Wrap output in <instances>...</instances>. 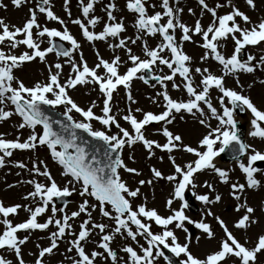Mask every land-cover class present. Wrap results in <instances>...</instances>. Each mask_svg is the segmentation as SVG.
Here are the masks:
<instances>
[{
    "label": "snow or ice",
    "instance_id": "6c2138e0",
    "mask_svg": "<svg viewBox=\"0 0 264 264\" xmlns=\"http://www.w3.org/2000/svg\"><path fill=\"white\" fill-rule=\"evenodd\" d=\"M10 2L14 7L19 8L26 0H10ZM97 2L98 0H79L82 18L72 19L71 23L79 27L83 39L89 43L94 41L107 42L109 38L116 40V43H109L108 47L124 50L126 54V61L124 62L118 55L110 61L103 59L98 52L96 53L98 62L94 67H89L82 55L79 66L76 62L71 61L73 51L79 50L80 44L67 27L57 30L38 23L37 12L43 14L46 20L55 21L60 25L65 24L64 19H61L51 10L50 0H39L35 9L30 8L28 10L29 18L22 27L10 29L3 20H0V45L7 43L11 49H16L18 46H25L28 49L19 55L6 54L5 51L0 50V121H7L15 115L20 118L17 130H30L22 142L19 136L15 139H7L4 134H0V168L6 165V158L12 157L15 150L35 151L38 147H46L52 161L61 167V176L69 178L67 184L61 188L53 179L46 165L41 170L37 166V162L33 161L30 172L36 176L44 177L48 183L38 182L35 179L27 181L28 184L32 185L33 190L29 191L23 199L34 201L33 207L20 204L5 206L0 201V217H2L0 219V225H2L0 249L12 251L18 264H25L21 246L28 241L29 235L18 238L17 233L23 231L30 234L32 231H43L48 229L50 225H54L56 230L50 233L49 245L45 247L36 245L39 251L34 264H44L45 256L53 253V250L58 247V241L66 233L73 236V239L68 241L70 247L67 251H74L76 254V259L69 258L71 264H98L97 258L104 260L110 258L112 264H121L117 260L116 252L110 247V243L116 234L130 238L132 241H136L138 236H143L146 240V246L141 245L139 252L132 246L121 249L127 256V260L123 264H154L158 257H162L168 264H172L169 256L161 248L167 249L175 257H180L183 254L186 259L179 261V264H226V258H235L238 264H254L257 253L264 250V234L259 235L254 247H246L233 236L224 222L216 217L220 228L223 230L224 239L221 240L218 250L200 259L190 253L188 243L181 245L177 242L176 235L168 226L175 222L176 229H182L187 233L188 229L184 227L186 221L189 225L195 224V228L202 230L208 238L213 237L209 224L202 221L194 222L184 214L186 207L183 203L185 189L189 185L195 188L196 185L192 179L194 173L207 169L213 170L222 183L228 182L229 171L217 167L213 161L215 157L229 148H232L236 154L234 159L242 157L249 149V145L242 142L237 133V123L234 119L236 110L250 112L252 117L250 124L253 130L249 135L264 139V126H262L264 125V110L258 109L250 97L224 86L226 76H236L237 73L241 72L250 74L257 68L264 66V55L258 57V63H252L257 59L253 55H248L246 60L239 58V54L247 46H258L264 43V19L253 25L249 16L234 6L230 12L217 15V9L222 5L217 4L215 7H209L206 0H198L201 8L211 14L212 22L206 28H202L200 20H196L194 25L189 27L180 22L179 14L183 9L178 6H171L170 0H159L158 6L161 11H153L151 15L147 12L148 0H126L125 8L134 17L133 27L137 35L134 38H121V34L125 32V26L123 18L117 20L114 14L116 4L113 0H109L102 9L106 14L107 21L103 24L102 30L99 32L90 30V28L94 29L101 20L95 15L90 17V14L95 11L94 5ZM228 2L230 4L231 0ZM245 2L250 8L255 7L254 0H245ZM176 3L178 4L179 0H176ZM63 4L64 11L71 16L68 8L69 0H63ZM2 7L5 5L0 4V8ZM148 7L155 9L157 5H148ZM188 12L192 14V9L189 8ZM237 18L249 27H241L237 23ZM33 29L36 30L37 38H47V47L40 48V43L33 38ZM177 30L181 33L179 41L175 35ZM197 34L202 39L199 46L206 50L200 60L202 62L207 61L211 56V59L221 66V75L213 74L207 67L191 68V57L183 51L182 45L184 42H192V36ZM156 35L161 37V42L155 47H149L147 41H143L144 58L134 54L132 49L128 47L129 43L135 45L137 41L142 40L143 36L154 37ZM229 37L233 41L234 50L226 58L218 48L221 46L220 42ZM56 38L67 42L70 47L57 45L54 42ZM49 53H55L57 57L69 58L67 62L70 64L71 73L64 83L60 81L62 64L59 62L52 64L47 69L46 82H36L31 86H26L14 75V70L20 68L24 62H31L37 58L44 62ZM165 53L167 55H164ZM122 63H130L131 66L127 67L121 74L119 68ZM154 66L166 67L169 72L168 74L153 75ZM97 69H102L103 75L98 74ZM193 72L201 77L198 86L193 85ZM177 76L182 80V88L187 94V100L173 99L167 91L169 82H171L173 89L181 87L174 80ZM149 78L162 89L156 95L162 99L164 110L159 114H153L150 111L143 112L142 119L138 120L133 115L132 110L129 109L122 119L130 125L132 129L130 133L121 127L115 115L110 114L112 110L110 101L118 86H122L125 90L126 99L130 103H135L130 91L132 81L139 79L147 85ZM236 82L239 84L238 76ZM261 82L264 83V81ZM85 84L98 86V91L103 96L100 115L93 111L94 102L86 109L81 108L68 95V89H75V87ZM197 87H199V91ZM213 88L218 90L220 94L217 100L221 111H218L208 98L209 91ZM201 103L206 106L210 114L209 119L218 121L216 127H211L206 123L203 118L205 111L201 107ZM43 106L52 108L63 106L62 115L65 119L53 122L50 116L45 114ZM73 112L78 114L81 119H74ZM135 112L140 113L141 109L136 108ZM182 113L196 117L202 126L208 128L207 133L198 141V148L202 151L183 145L182 137L178 134L174 135L166 126H163L161 130L163 137L166 138L165 143L160 144L145 138L142 130L146 125L153 122H163L164 125H170L175 120L176 115H180L183 119ZM197 114L199 115L197 116ZM92 121L99 122L104 130H93ZM53 123L59 125V131L54 129ZM112 125L118 129L116 134H108L107 130ZM76 130H81L87 133L89 137L102 141L106 145L103 159H98L96 155L89 158L85 146L78 142ZM136 143L143 146L149 158L153 156L154 148L171 153L178 147H182L184 152L196 157L192 163L181 168L176 165L174 157L169 155L168 159L173 165L174 174L167 176H162L161 172L155 168L151 169L152 175L156 178L166 179L170 182H176L177 177L180 178L175 183L171 198L166 201V207H170L175 200H179L181 201L180 208L173 210L172 214L166 218L161 217L155 209H146L144 204L133 209L130 203L131 198L138 196L139 188L130 190L126 182L121 179L120 170L136 176H139L140 172L125 164L121 152L125 146L131 148ZM217 144H219L218 149L214 147ZM252 151L253 154L247 158V165L243 162L238 163L239 170L245 176L248 189L259 187L260 181L254 178V174L259 169L253 167V163L264 161V154L254 149ZM129 159L132 158L129 157ZM39 164L43 165L44 162L39 161ZM14 166L20 169L26 168L23 162H16ZM138 183L144 185L146 181L140 180ZM147 183L150 184L151 181L149 180ZM68 185H71V188ZM76 185H79L78 195L86 198L78 205V210L69 215L64 208L57 209L54 198L70 197L73 192L77 191ZM206 186L212 187L210 184H206ZM8 187L11 188L14 185H8ZM244 190L245 184L232 183L230 185L231 194L237 201L241 199L240 194ZM87 198H91L94 203L89 204ZM195 198L205 204L219 202L221 199L218 194L215 195L214 199H210L208 195H196ZM22 207L28 213L27 219L13 224L9 216L17 215ZM90 209L98 210L100 216L114 222L115 227L110 233L106 232L107 225L105 223L92 221ZM241 209H244V214L238 219L234 227L246 229L250 223H256V220L250 219L254 209L247 206L246 203H237L235 210L240 211ZM49 210L51 215H48L43 223L38 222V217ZM58 211L62 214L61 218H56ZM81 214H86L87 219L79 224L78 232H73L70 221ZM207 215L211 216V211ZM142 220L154 221L155 225L163 228V231L153 234L150 231L149 223L142 222ZM132 225L135 226V230L132 229ZM93 230H98L101 234L97 244L101 251L86 252L82 242L88 240ZM0 264H12V262L0 257Z\"/></svg>",
    "mask_w": 264,
    "mask_h": 264
},
{
    "label": "rangeland",
    "instance_id": "374dc122",
    "mask_svg": "<svg viewBox=\"0 0 264 264\" xmlns=\"http://www.w3.org/2000/svg\"><path fill=\"white\" fill-rule=\"evenodd\" d=\"M74 0H69L68 6L74 7L75 2ZM77 0V4H79ZM36 5L39 0H33ZM109 0H98V2L94 5L95 11L91 15H95L104 19L106 21V14L102 9L104 8L105 4L108 3ZM116 4V9L114 10V14L117 17V20L123 18L124 26H125V33L121 34V38H125L126 34V22L125 17L127 15H132L131 13L127 12L125 8L126 0H113ZM206 3L209 7H215L217 4L222 5V7L217 9V15H223L231 11V8L234 6L238 8L240 11L245 12L246 15L249 16L251 23L254 25L258 23L261 19H264V0H254L255 7L250 8L245 0H231L229 4L228 0H206ZM0 4L5 5V7L0 8V20H3L9 28H13L16 25L14 22L15 16L9 12L8 3L6 0L0 1ZM11 4V3H10ZM157 5L155 9L150 7L153 11H161L160 7L158 6L159 0H148V5ZM12 5V4H11ZM58 7L55 8L51 6V10L59 16L61 19H64L65 24L60 25L59 23L55 24V21L46 20V18H39L38 23L42 26H47L49 28H56L60 27L59 29H63L67 27V29L71 32V34H75L78 43L80 44V48L77 51H73L71 55V61L76 62L79 66L80 57L83 56V60L87 62L89 67H94L95 64L98 62L96 53H99V56L106 60H111L114 56H120L121 60L123 57L124 50L121 49H110L108 47L109 43H113L114 39L109 38L107 42L105 41H94L90 44H87L86 40L83 39L81 31L77 25L71 23L69 20V15L64 11V4L63 0H59L57 3ZM148 5L146 7L148 8ZM171 6H178L183 9V11L179 14L180 22L185 23L187 26L191 27L194 25L196 20H200L202 28H206L212 22L211 14L208 13L206 10H203L199 5L198 1L196 0H179V3H176V0H170ZM26 8V7H24ZM192 9V14L188 12V9ZM122 9H125L124 12L121 13ZM23 10V9H21ZM20 10V11H21ZM78 14L81 16L80 5H77ZM71 16L73 15L72 11ZM23 12V11H22ZM148 12V10H147ZM149 15L151 13L148 12ZM133 16V15H132ZM91 17V16H90ZM89 17V18H90ZM79 18H82L79 17ZM46 21L47 24H46ZM163 22V21H162ZM237 23L241 25V27H249V25L243 24L237 18ZM100 22L96 25L92 31L99 32L102 29ZM181 35V34H180ZM74 36V35H73ZM130 37V36H129ZM58 39V38H56ZM146 40L149 47H155L156 44L161 42V37L156 35L154 37H147L143 36L142 40L137 41L135 45L128 44V47L132 49L134 54H137L141 58H144L142 52V44L143 41ZM66 47H70L67 42H64ZM116 42V40H114ZM192 42H199L197 44H193L194 47H187V53H185L191 57V68H209L210 72L215 75H221V66L218 62L211 59V56L207 61L202 62L200 57L204 55L205 49L201 48L199 45L202 43V39L200 35H193ZM192 42H187V44L191 45ZM39 43V42H38ZM220 47L218 48L219 51L227 58L229 57L233 50L234 44L231 38H227L226 40H222L220 42ZM48 46L47 41H43L40 43V48L43 49ZM245 56L241 60H246L248 55H256V61H258V57L264 55V43H261L258 46H253L249 49H244ZM21 51L18 50H9L6 54H15L19 55ZM122 53V54H121ZM122 55V56H121ZM164 55H167L165 53ZM69 58L67 57H57L55 53H49L46 56L44 62L39 61V59H35L31 62H24L22 66L14 71V75L26 86H31L36 82H46L48 71L47 69L54 63H61L62 70L60 81L64 83L69 76L71 67L70 64L67 62ZM30 63V64H29ZM254 63V62H252ZM25 64H29L31 69L36 70L34 73H30L29 75H25L23 71V67ZM130 65V63H125L122 67L119 68L120 72L125 71L126 68ZM169 70L166 71L165 74H168ZM97 73L103 75L102 69H97ZM153 75H157L156 72L153 71ZM193 78V85L198 86L199 80L201 77L199 74L192 73ZM239 84L236 82V78L233 83L227 84L226 88H230L232 90L237 91L238 93L250 97L252 103L260 110H264V66L257 68L253 73H241L238 76ZM177 85H181L178 89H173L171 87V82L167 85V91L173 99L177 100H187V94L182 88V80L179 76L174 78ZM136 84L131 83V95L135 100V103H130L126 99L125 90L123 87L117 89L113 93L112 100L110 101L111 104V113L112 115L116 116L117 122L127 129L130 133L132 129L130 125L122 119L124 115L128 113V110L131 109L133 115L136 118L142 119L143 112H152L153 114L161 113L163 109V101L160 97L156 95L157 92L161 91L162 89L158 84H155V81L149 80V84L145 85L141 80H137ZM155 85V86H153ZM199 91V87H197ZM214 88L212 89L211 93L209 92V99L214 107H217L218 111H221L215 99L218 96L212 98V94L214 92ZM68 95L77 103L78 106L81 108H87L95 103V107L93 111L95 114H101L102 108V101L103 96L98 91V86L94 84H85L82 86H77L75 89H68ZM214 99V100H213ZM126 102L125 106L123 102ZM155 101V102H153ZM130 103V106L127 104ZM201 107L207 111L205 105L201 103ZM7 108V105H6ZM136 108H140L141 112H135ZM56 109L63 112V106H57ZM248 114V111H247ZM73 118L76 120L81 119L78 114L75 112L72 113ZM183 119H181L180 115H176L175 120L170 125H164L163 122H153L154 124L150 123L146 125L145 128L142 130L146 139L154 140L160 144L166 142V138L162 135V127L166 126L169 131H171L174 135L178 134L182 137L183 145H188L190 147L198 148V141L204 134L207 133L208 128L202 126L199 121H196V117L188 115L187 113H182ZM199 115V114H197ZM249 115L250 112H249ZM251 117V116H250ZM252 118V117H251ZM20 123V118L17 116H12L7 121H0V134H4L5 138L7 139H15L19 136L21 142L27 137L29 134L28 129H20L17 130V126ZM93 130H104V127L99 124L97 121H92ZM211 127H216L218 121L215 119H209L206 122ZM39 130V129H37ZM108 134H116L118 129L114 125L110 126L107 130ZM198 135V136H194ZM257 150L264 154V143L257 142ZM215 148H219V144L214 146ZM201 150L202 149H199ZM153 156L149 158L147 156L146 150L140 143H136L131 148L125 146V148L121 152V157L124 160L125 164L130 168H135L140 172L139 176L134 174H129L120 170V176L123 181L126 182V185L129 187L130 190L139 188V194L136 198H131L130 203L132 204L133 209H135L138 205L144 204L146 209H155L157 213L161 216L166 218L168 215L172 214L173 210H179L181 201L177 200V203L172 204L170 207H166V201L171 198V194L174 191L175 183L178 182H168L162 178H156L152 175L151 169L155 168L156 170L160 171L162 176H167L170 174H174V168L169 161V155L173 156L175 159L176 165H179L181 168H184L186 164L192 163L196 157L192 156L189 153H186L182 150V147H178L174 149L173 152L168 153L167 151H161L159 149H153ZM167 153V154H165ZM189 155L192 156L189 157ZM129 157L132 159L130 160ZM33 161L37 162V166L43 170V167L46 165L50 174L52 175L53 179L56 181L57 185L63 188L67 182V177L61 176V167L56 164L50 158V154L46 147H38L35 151L32 150H15L13 152L12 157L6 158V165L0 168V201L3 202L5 206H10L14 204H20L24 206L25 204L28 207L34 206V201L24 200L23 197L29 192L33 190L32 185L28 184L27 181L31 179H35L38 182H42L47 184L48 181L41 176H36L35 174L30 172L32 167ZM39 161H43L44 164H39ZM16 162H23L26 165L25 169H20L15 165ZM219 163V162H217ZM220 165H216L217 167L221 168L222 170L229 171V177L227 183H222L218 177L214 173L213 170L207 169L201 172L194 173L193 176V183L196 185L195 188H192L190 185L187 186L194 196L196 195H208L210 199H214L215 195H220L221 199L219 202H215L212 204H205L201 201L195 199L196 203L199 205L200 212L198 214L192 213L186 207L184 208V214L189 217L194 222H204L209 224L211 231L213 232V237L208 238L203 231H199L195 228V224L189 225L187 222L184 224V227L188 229V232L185 233L183 230L179 233H175L177 237V242L183 245L184 243L189 244V251L190 253L200 259L205 258L208 254L216 251L219 249V245L222 239H224L223 230L220 228L216 217H219L228 228V230L233 234V236L242 244H245L246 247L252 248L255 246V243L258 240L259 235L264 234V161H261L258 165L259 171L254 174V178L260 181V185L258 188L255 189H248L246 186V179L244 174L239 170L237 167H233L237 165L238 162L230 163V165H224L219 163ZM232 165V166H231ZM232 167V168H229ZM180 178L178 177L177 180ZM140 180L146 181L144 185H140L138 182ZM151 181V183H147V181ZM232 183H239L245 184V190L243 193L240 194L241 199L239 201L235 200L230 191V185ZM206 184H210L212 187L208 188ZM8 185H14V187L9 188ZM172 185H174L172 187ZM71 188V185H68ZM171 186V187H170ZM77 191L73 192L70 197H68L69 202L65 206H59L55 202L57 209L64 208L67 214H71V212L78 210V205L86 198L81 197L78 195L79 185H76ZM89 199V204L94 203L91 198ZM237 203L240 204H247L254 209V212L250 219L256 220L255 224H249L246 229H237L234 227L235 223L238 219L244 214V209L240 211L235 210V206ZM32 204V206H31ZM91 210V209H90ZM92 211V221L93 222H102L107 225L106 232L110 233L112 228L115 227L114 222L100 216L98 210H91ZM211 211L212 215L209 216L207 213ZM51 215L50 210L43 214L44 218H40L42 221L47 219V216ZM62 214L58 211L56 214V218H61ZM28 217V213L23 210V207L18 211V214L15 216H9V219L15 223H19L25 220ZM2 219V217H0ZM87 219L86 214H81L79 217L74 218L70 221L72 224V231L78 232L79 224L84 220ZM142 222L149 223L150 231L153 234L163 231L161 226L155 225L154 221H145ZM43 223V222H40ZM133 230H135V226H131ZM194 230V233H190L191 230ZM0 230H2V225H0ZM54 225H50L48 229L43 231H32L31 236L29 237L26 244L21 246V253L22 258L25 261V264H34V260L38 254L39 249L36 245H40V247L48 246L50 243L49 236L52 231H55ZM100 233L98 230H93L91 235L89 236L88 240L82 242L85 246L86 252L91 251H101L97 244L100 239ZM73 239L72 235L66 233V235L58 241V247L53 250L51 255H46L44 258V264H71V259H76L75 252H68L67 249L70 247L68 241ZM170 243V240H169ZM146 246V240L143 241H132L130 238H125L120 234H116L114 239L110 243V247L114 250L117 254V260L123 264V260H120L119 254L120 250L126 246H132L135 250L139 252L140 246ZM9 255V250L0 249V257L7 259ZM71 258V259H69ZM181 260L186 259L183 254L179 257ZM98 259V264H112L111 259L108 258ZM18 264V261L16 260ZM154 264H168V262L164 261L162 257H158ZM226 264H238L235 258H226ZM254 264H264V250L260 253H257L256 259Z\"/></svg>",
    "mask_w": 264,
    "mask_h": 264
},
{
    "label": "bare ground",
    "instance_id": "6f19581e",
    "mask_svg": "<svg viewBox=\"0 0 264 264\" xmlns=\"http://www.w3.org/2000/svg\"><path fill=\"white\" fill-rule=\"evenodd\" d=\"M7 2H8V4L10 5V7H9V12L10 13H12L14 16H15V19H14V22H16L17 23V25H16V27H22V25L26 22V20L29 18V9L30 8H24L23 9V6L25 5V4H28L29 6H31V2H30V0H26V2L21 6V7H19V8H16V7H14L13 5H11L10 4V0H6ZM50 4H52V5H56V0H50ZM32 7V6H31ZM33 8V7H32ZM21 9H23V10H20ZM33 9H35V8H33ZM71 11H72V13H73V15L72 16H69V20H72V19H76V18H79V17H81L78 13V11L74 8V9H70ZM23 11V12H22ZM125 11V9H122V11H121V13L122 12H124ZM150 11H152V9H150ZM38 16H40V17H44V15L43 14H41V13H38ZM16 18H17V20H16ZM125 22H126V27H127V30H126V34H125V36H127V37H131V38H134L135 37V35H137V32H136V30H135V28L133 27V24H134V17L132 16V15H127L126 17H125ZM103 22H104V19H102L101 18V20H100V24H102L101 25V28L100 29H102V27H103ZM36 30L35 29H33V33L35 32ZM125 33V32H124ZM180 31L179 30H177L176 31V33H175V35H176V38H177V41H179V37H180ZM74 37H75V34H74ZM111 39H113V38H111ZM44 40V38H42L41 39V42ZM113 43H116V42H114V40L112 41ZM197 43H199V42H192L191 43V45H189V44H187V42H184L183 43V45H182V47H183V51L185 52L186 51V53H187V47L189 48L190 46L191 47H194V45L193 44H197ZM7 43H5V45H6ZM87 44H90V47L92 46L91 45V43H87ZM201 44V43H200ZM8 46V45H7ZM18 47H22L23 48V52L24 51H28V49L25 47V46H18ZM18 47H17V49H18ZM75 51H77V50H75ZM122 54V53H121ZM123 55V57H122V62H124V61H126V54L125 53H123L122 54ZM121 55V56H122ZM137 55V54H136ZM34 61V60H33ZM30 64V63H29ZM29 64H25L24 65V67H23V71H24V74L25 75H29V71H30V73H34L36 70H34V69H31L30 67H29ZM123 64H125V63H122V65ZM122 65H121V67H122ZM162 69V70H161ZM153 70L155 71V72H158V73H160V74H165L166 73V71H167V68L166 67H163V66H160L159 68L158 67H155L154 66V68H153ZM68 71H69V73H71L70 72V69H68ZM119 72H120V70H119ZM124 71H122L121 73H123ZM242 73V72H241ZM241 73H237L236 74V76H226L225 77V79H224V86L226 87V85L228 84H231V83H233L234 82V80H235V78L238 76V75H240ZM139 75V74H138ZM67 76V78H68V75H66ZM137 79H134V81H136ZM227 85V86H228ZM215 89V88H214ZM212 91V89H210V92ZM218 94H219V92H218V90H214V92H213V94H212V98L213 97H215V96H218ZM215 100H217V98L215 99ZM210 114L206 111L205 112V116L203 117L204 119H205V117L206 116H209ZM206 120H207V118H206ZM250 121V120H249ZM264 126V125H263ZM248 130H249V132H248V138L249 139H251V140H253V143H255V142H257V141H259V142H263L260 138H254V137H252V136H250L249 135V133L253 130L252 129V127H251V124H250V122H248ZM194 136H198V135H194ZM252 143V144H253ZM198 145V144H197ZM165 154H167V153H165ZM192 156H194L193 154H191ZM191 155H189V157H191L192 158V156ZM244 163H245V165H247V160H245L244 161ZM254 164V163H253ZM178 178V177H177ZM166 180V179H165ZM167 181V180H166ZM178 181V180H177ZM168 182H170V181H168ZM170 183H172V182H170ZM174 185H172V187H173ZM171 187V186H170ZM175 203H177V200H175L174 202H173V204H175ZM26 205V204H25ZM31 206H32V204H31ZM168 208V207H167ZM40 218H44V216L43 215H41L40 217H38V221H39V219ZM45 219V218H44ZM175 223V222H174ZM174 223L172 224V225H169L168 227H169V229L170 230H172L173 232H174V234L175 233H179V232H181L182 231V229H176L175 228V226H174ZM185 223V222H184ZM200 231H202V230H200ZM25 235H28V233H26V232H23V231H21V232H18L17 233V236H18V238H23ZM31 235H29V237H30ZM145 238L143 237V236H138L137 237V240L138 241H143ZM120 260H123V261H126L127 260V256H126V254L122 251V250H120V254H119V257H118ZM7 259L9 260V261H11L12 262V264H16L15 263V255H14V253L12 252V251H10L9 250V255H8V257H7Z\"/></svg>",
    "mask_w": 264,
    "mask_h": 264
},
{
    "label": "water",
    "instance_id": "95a60500",
    "mask_svg": "<svg viewBox=\"0 0 264 264\" xmlns=\"http://www.w3.org/2000/svg\"><path fill=\"white\" fill-rule=\"evenodd\" d=\"M56 120H58V119H52L53 122H55ZM53 127H55V123H53ZM83 145L85 146L87 152L89 153V158H91L92 155H96L98 159L104 158V150L105 149L99 151L94 147L93 143H91V142L85 143ZM98 154L100 156H98ZM189 202L192 203L191 199H189Z\"/></svg>",
    "mask_w": 264,
    "mask_h": 264
}]
</instances>
